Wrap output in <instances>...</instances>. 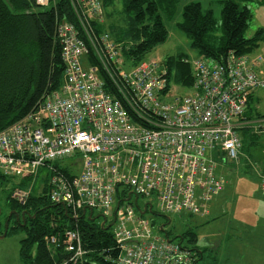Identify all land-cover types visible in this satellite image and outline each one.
Here are the masks:
<instances>
[{"label": "built area", "instance_id": "1", "mask_svg": "<svg viewBox=\"0 0 264 264\" xmlns=\"http://www.w3.org/2000/svg\"><path fill=\"white\" fill-rule=\"evenodd\" d=\"M35 1L41 7L50 4ZM70 1L79 26L61 22L57 29L63 84L0 132V175L31 179L10 198L25 205L41 178L50 203L74 219L85 210H97L107 222L112 216L119 264H196L194 252L156 232L148 216L152 203L140 207L138 200L156 199L165 216L208 213L225 187L209 153L217 149L238 159L242 127L264 139V117L242 120L249 96L264 86V58L234 52L221 62L197 58L192 91L173 96L159 59L128 67L109 34L96 31L95 24L105 20L102 0ZM82 57L90 60L88 70ZM170 96L171 101L164 100ZM260 186L264 190V176ZM120 187L125 188L121 194ZM133 198L137 209L129 203ZM46 242L68 254L62 264L76 263L86 253L77 230Z\"/></svg>", "mask_w": 264, "mask_h": 264}, {"label": "trees", "instance_id": "2", "mask_svg": "<svg viewBox=\"0 0 264 264\" xmlns=\"http://www.w3.org/2000/svg\"><path fill=\"white\" fill-rule=\"evenodd\" d=\"M250 0H221L222 32L215 33V17L210 8H203L200 1L184 5L182 18L177 27L191 39L192 47L200 58L221 62L234 52L245 55L253 51L264 40V30L260 29L253 37L246 36L252 18L248 7ZM264 5V0H259ZM177 0H102L105 18L115 14V5L120 9L112 24L96 23L97 32H108L121 49L124 60L132 67L144 61L169 36L162 13L176 11ZM35 0H0V132L22 119L33 110L42 98L58 90L64 82L65 65L62 60V47L57 36L61 22L79 26L70 0H58L50 10L42 11ZM122 44V45H121ZM93 62L98 61L91 56ZM176 70L168 67V89L178 85L192 89L194 73L187 64ZM111 92L117 94L113 83L102 72ZM250 97V96H249ZM249 101V100H248ZM242 120L254 118V108H246ZM260 118V117H259ZM259 118H256L259 119ZM254 120V119H253ZM243 150L257 145L260 136L251 128L240 129ZM252 156V155H251ZM16 177L0 175L1 184L14 179L12 190L29 184ZM10 191V193H11ZM9 205H21L10 198ZM22 207L37 214L24 228L26 238L21 241V256L26 264H62L69 259L68 254L56 246L47 245L46 238L63 234L67 229L77 230L82 238L85 255L77 263L67 264H119L120 248L117 245L112 226L98 222L95 213H80L77 219L66 214L65 209L50 203L47 189L34 186L30 197ZM154 214V213H152ZM165 226L170 224L169 216ZM100 218V217H99ZM153 220V219H152ZM154 222V220H153ZM155 225H157L154 222ZM164 229L159 231L169 232ZM189 227V226H188ZM176 228V225H174ZM17 229L13 227V230ZM182 244L196 242V234L191 227L183 230L176 238ZM36 246L35 257L30 254ZM202 259L204 253L201 252Z\"/></svg>", "mask_w": 264, "mask_h": 264}, {"label": "rangeland", "instance_id": "3", "mask_svg": "<svg viewBox=\"0 0 264 264\" xmlns=\"http://www.w3.org/2000/svg\"><path fill=\"white\" fill-rule=\"evenodd\" d=\"M57 1L58 0H50L48 6L39 7V9L42 11L50 10ZM191 1H200L203 8H210L213 11L215 17V33L218 35L221 34V0H177V6L174 8L176 11H174V13H162L163 21L169 34L167 41L160 44L146 59L157 58L165 68L168 69V67L171 66L176 70L182 69L181 67L184 63L190 66L194 73L192 63L195 59L200 57L197 51L192 47L191 39L185 32L177 27L178 22L182 18L184 5ZM251 1L252 0L249 1L250 3L248 2V6L252 9V18L249 27L246 30L247 37L252 36L258 28L264 30V5L257 4L255 2L257 0H254L253 3H251ZM119 9L120 6L117 3L115 5V14L112 15V17H108L105 23L110 25L113 23L115 17L118 19L117 12ZM259 52L264 55V42L260 45ZM81 63L85 70L89 69L90 60L88 57H82ZM127 66L129 67L130 65L127 64ZM128 67L125 68L128 69ZM171 91L173 96H183L190 93L188 88L178 85H171ZM262 92L264 96V90H262ZM173 96L164 100L171 101ZM253 105H255V103ZM262 108L264 111V98L262 99ZM260 138L262 137L260 136ZM258 142H260V139ZM261 146H255L249 152L242 149L238 159L234 160L226 158V156L217 149L212 153H209V156L211 158L213 157L218 164L217 175H220L221 177L223 176L227 181L225 189L226 196L228 193H235L234 197L230 196L228 198L229 201L226 200L227 202L224 203L223 209L226 214L219 220H210L207 223L199 224L201 219L196 215L183 213L180 216H169L171 222L165 226V229L169 232L170 237L174 242H179L181 239L178 237L176 238V236L190 227L196 234V242L194 244H191L188 241H184L183 244L195 254L197 252L204 253V258L199 260V264H246L247 260H227V253L234 254L239 252L234 250V248L238 250L237 247H234V241L240 240L242 233H239V230H241L242 227L250 228L264 222V190L261 189L259 183V177L264 176V173H261L259 166L256 164L258 160L256 156L263 157L262 159L260 158V160L264 161V154L262 153ZM250 155H255L253 158L255 161H252L257 167L253 166V163L249 160L251 158L249 157ZM16 179L25 180L24 178ZM40 179L41 178H38L39 181L37 180V187L42 189L44 186V180H42L41 184ZM13 180L14 179H7L4 184H1L0 181V208L3 210V215L0 217L2 222L0 225V264H26L21 256V241L26 238V232L20 226L18 227L15 224H12L8 227L6 235L4 237L1 236L6 231L5 216L9 211L8 195L12 189ZM124 189V187H120V194ZM118 202L119 197L117 195L115 203L111 207V214L114 213ZM129 203L136 208L134 198ZM146 203H152L154 214H149L148 216L157 224L156 228L158 230H156V232L163 235L164 233L159 231L158 226L166 224L167 218L159 212L158 201L154 198L139 197L138 204L140 207H144ZM126 204L128 203L125 202L124 205ZM12 209L15 208L12 207ZM99 214L101 213L96 210L95 216H98ZM87 216H89V212ZM102 221V218H98L99 223H102ZM110 223H112V216L108 217L107 224ZM237 223L242 227L236 229L235 224ZM174 225H176V228H174ZM13 227H16L17 229L13 230ZM111 228L113 230L114 226ZM35 254L36 246L31 249L29 255L35 257ZM250 263L253 264L252 260Z\"/></svg>", "mask_w": 264, "mask_h": 264}, {"label": "crops", "instance_id": "4", "mask_svg": "<svg viewBox=\"0 0 264 264\" xmlns=\"http://www.w3.org/2000/svg\"><path fill=\"white\" fill-rule=\"evenodd\" d=\"M253 1L254 0H252L251 3H253ZM255 2L257 4H261V2L259 0L255 1ZM250 10H252V9L250 8ZM105 22H106V18H105L104 22H102V23L106 24ZM260 29L261 28H258L254 32V34L252 36H250V37H253L257 33V31L260 30ZM106 33H108V32H106ZM109 36H110V39L112 41H114L110 34H109ZM263 42L264 41H262L258 45V47L255 48L253 51H251V52H249L248 54H245V55H247V56H249L251 58H255V57H258V56H261V57L264 58V55H262L259 52L260 45ZM167 71H168V69H167ZM263 88H264V86L256 89L255 91H253L251 93V95L249 97L248 104H249L250 108L251 107L254 108V114H253L254 118H252L251 120H248V121H252L253 119L256 120V118L264 116V111L262 110L263 109L262 108V99L264 98L263 92H262V90H264ZM191 91H192V89H190V92ZM254 103H255V105H253ZM240 129H239V132H240ZM240 134H241V132H240ZM258 145L259 146L262 145L261 146L262 147V153L264 154V139L263 138H260V142L257 145H255V146H258ZM255 146H253L252 148H254ZM251 149H250V151H251ZM222 154H224V153H222ZM257 155H258V153H257ZM254 156L255 155H252V156L250 155L249 156V157H251L249 159L251 161V163H253V161H255V160H253ZM256 157L258 158L256 164L259 166L261 173H264V161L260 160V158L262 159L263 157H259V156H256ZM226 158H228V157L226 156ZM256 164L253 163L252 165L257 167ZM217 170H218V164H217ZM260 177H259V183L261 184ZM224 180H225V178H224ZM226 184H227V181L225 180L224 190L218 196H216L213 199V201L209 204L208 213L206 215H196V216H199L200 219H201V222L199 224L207 223L210 220H215V221L219 220L223 215L226 214L224 209H223L224 208V203L229 201L228 198L230 196L234 197V195H235L234 192H231V193H228V195L226 196V193H225L226 192L225 191ZM232 199H234V198H232ZM164 226L165 225H161L160 229H161V227H163V229H164ZM238 227L241 228L242 226L239 225L238 223L235 224V228L238 229ZM250 228L242 227L241 230H239V233H242V235L240 237V240H235L234 241V243H235L234 247L238 248V250L235 249V248H234V250L239 251V252H236L234 254H231V253L228 254L227 253V255H228L227 256V260H229V261H232V260H234V261H237V260L246 261L247 260L246 264H251L250 261L252 260L253 264H264V222H261L257 226L250 227ZM179 243H181V242H179ZM182 245L184 246V244H182ZM201 259H202L201 252H197L196 253V264H199L198 262Z\"/></svg>", "mask_w": 264, "mask_h": 264}, {"label": "flooded vegetation", "instance_id": "5", "mask_svg": "<svg viewBox=\"0 0 264 264\" xmlns=\"http://www.w3.org/2000/svg\"><path fill=\"white\" fill-rule=\"evenodd\" d=\"M15 208V209H12ZM150 214V213H149ZM3 215V210L0 208V217ZM37 214H32V211L22 207V205H9V211L5 216V221L8 222V227L12 224L16 226L25 227L26 225L30 224L32 219L36 218ZM1 218H0V225H1ZM23 225V226H22Z\"/></svg>", "mask_w": 264, "mask_h": 264}, {"label": "water", "instance_id": "6", "mask_svg": "<svg viewBox=\"0 0 264 264\" xmlns=\"http://www.w3.org/2000/svg\"><path fill=\"white\" fill-rule=\"evenodd\" d=\"M135 202H137V199L135 200ZM84 212H85L84 214H86V210ZM89 212H90V215L93 214V211L92 210H89ZM142 213L145 214V211H142ZM66 214H68V213L66 212ZM97 217L98 218L100 217V218L103 219V221H102V225L103 226L107 223V217L105 215H98ZM111 226H113V222L110 223L107 226V228H110ZM7 229H8V222H6V231H5V233L3 235H1L2 237H4L6 235ZM161 230H163V227H161ZM165 235H166V233H165ZM166 237H168V236L166 235Z\"/></svg>", "mask_w": 264, "mask_h": 264}, {"label": "bare ground", "instance_id": "7", "mask_svg": "<svg viewBox=\"0 0 264 264\" xmlns=\"http://www.w3.org/2000/svg\"><path fill=\"white\" fill-rule=\"evenodd\" d=\"M122 45V44H121ZM44 189V188H43Z\"/></svg>", "mask_w": 264, "mask_h": 264}]
</instances>
